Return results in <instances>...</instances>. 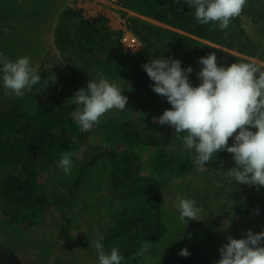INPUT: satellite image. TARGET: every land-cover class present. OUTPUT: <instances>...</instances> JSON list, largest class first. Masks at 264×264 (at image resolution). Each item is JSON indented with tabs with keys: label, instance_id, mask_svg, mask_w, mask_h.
I'll use <instances>...</instances> for the list:
<instances>
[{
	"label": "trees",
	"instance_id": "obj_1",
	"mask_svg": "<svg viewBox=\"0 0 264 264\" xmlns=\"http://www.w3.org/2000/svg\"><path fill=\"white\" fill-rule=\"evenodd\" d=\"M115 1L121 8L139 13L172 30L143 23L128 16L125 10H118V14L114 15L108 8L100 6L96 15L86 17L83 7L72 9L71 14L75 16L65 18L64 26L68 32V47L77 62L72 67L77 80L87 79L89 73H97L102 68L108 69L113 78L126 79L143 92L166 101L152 91L153 82L142 69V65L149 61L148 52L124 49L127 34L123 25L147 47H158L164 55L171 50L194 62L214 52L218 64L228 66L245 61L225 51L238 49L241 40L226 29L199 24L194 17V9L183 0ZM244 8L248 15H264V0H247ZM240 22L238 16L231 20L230 25L239 26ZM0 35H3L2 31ZM190 77L197 80L194 73ZM50 80L46 89L40 85L33 89L40 86L39 89L49 95ZM34 93L26 92L23 97L7 94L10 104H0V200L10 220L36 224L39 222L37 216L46 209L68 204L76 196L90 198L101 194L103 179L94 181L97 177L93 179V172L88 169L91 166L97 168L98 160L102 159L108 161L106 165L110 168V181L104 188L110 199L102 208L104 212L98 223L107 217L111 219V230L115 232L119 249L128 264H216L219 257L215 253L213 237L215 222L205 227L194 223L204 230L214 250L215 256L210 257L191 251L187 229L171 224V230H168L163 221L161 189L167 186L168 176H184L196 167L182 139L153 154L151 170L146 175L137 149L142 145H152L154 141L151 135H144L147 128L142 129L133 119L127 118L115 128L120 141L112 149L94 155L90 162L81 165L75 176L63 177L60 169L62 181L59 187L51 180L53 167L58 166L62 153L72 152L74 157L77 151L88 146L93 130H79L70 115L76 105L44 106L35 101ZM231 142L230 138L229 144ZM58 189L67 192L68 197L59 193ZM252 189L245 203L252 210H257V217H263L264 187L259 189L254 186ZM117 202L121 207L116 206ZM180 235L183 238L175 243ZM162 239L161 245L146 253L147 259L142 257L141 261L138 260L136 253L142 242H161ZM104 246L106 250L112 248L107 239ZM183 248L188 249L189 256L179 255Z\"/></svg>",
	"mask_w": 264,
	"mask_h": 264
},
{
	"label": "rangeland",
	"instance_id": "obj_2",
	"mask_svg": "<svg viewBox=\"0 0 264 264\" xmlns=\"http://www.w3.org/2000/svg\"><path fill=\"white\" fill-rule=\"evenodd\" d=\"M100 6L108 8L114 15L118 10H125L128 16L137 18L143 23L170 28L139 13L121 8L115 0H0V31L3 34L0 35V50L12 60L28 56L42 76L51 74L56 77L54 82L50 80L49 95H45V92L39 89L40 86L31 91L35 92V101L44 106L56 108L62 103L76 105L69 99L78 89L86 87L90 77L95 78L99 73L117 82L125 91L123 94L128 97L127 108L123 111L113 109L107 112L93 127L90 144L77 151L73 157L74 166L71 175L75 176L81 165L90 162L94 155L110 150L119 143L120 137L115 133V128L127 118L133 119L138 127L147 128L144 135L146 137L151 135L154 141L152 145H142L137 149L144 173L148 175L153 154L178 143L174 128L168 125L160 126L154 122L155 118L171 106L161 97L143 92L141 88L131 85L126 79L113 78L109 75L108 69L102 70V68L97 73H89L87 79L81 80L75 79L72 70L77 62L68 47L65 18L75 16L71 14V10L81 7L84 8L83 14L86 17L94 16ZM245 10L246 8H243L239 15L240 25L231 24L226 29L228 33L241 40L242 44L236 50L225 51L245 61L264 63V15H248ZM30 17L31 20H28ZM118 18L120 19L119 15ZM121 22L124 23L122 19ZM124 29L127 34L124 40L125 50L133 51L140 47L136 51H147L149 59L162 55L158 47H147L123 25ZM164 56L181 60L182 67L192 66L195 75L200 70L201 66L197 63L199 58L189 62L183 54H175L171 50H168L167 55ZM190 79L194 86L199 83L198 79L191 77ZM6 95L7 90L2 87L0 80V104L8 106L10 102ZM189 153L191 156L190 150ZM107 162L99 159L97 168L91 166L88 169L93 172V179L97 177L94 181L103 179L101 194L90 198L76 196L68 204L46 209L37 216L36 220L39 222L36 224L10 220L0 200V247L9 250L11 260L16 259L22 264H97L96 252L90 245V241L96 237L97 230L105 234L110 247L119 248L115 232L111 230L113 227L111 219L107 217L98 223L104 212L102 208L110 199L104 189L110 181L108 177L110 168L106 165ZM108 165L112 166V164ZM234 166L232 154L220 151L214 161L206 162V168L196 166L187 175L168 176L167 186L161 189L164 223L168 230H171V224L187 229L190 235L188 246L195 253L215 256L204 230L194 223L205 227L215 222L213 237L215 253L219 259V248L227 243L228 235L239 239L248 230L253 233L264 231V216L257 217V210H252L251 206L245 203L248 193L254 186L237 185L234 180H229L224 175L223 170ZM64 176L68 175L64 174ZM51 178L53 183L60 185L62 177L57 165L53 167ZM57 191L68 197L67 192L61 189ZM178 196L192 198L198 202L203 210L197 217L200 221H189L186 225V221L179 219L175 207ZM116 206H120V202H117ZM151 243L149 251L161 245L163 239L161 242ZM141 259L142 257L138 256V260ZM124 264H128L126 259Z\"/></svg>",
	"mask_w": 264,
	"mask_h": 264
},
{
	"label": "clouds",
	"instance_id": "obj_3",
	"mask_svg": "<svg viewBox=\"0 0 264 264\" xmlns=\"http://www.w3.org/2000/svg\"><path fill=\"white\" fill-rule=\"evenodd\" d=\"M183 3L194 9L199 24L225 30L241 14L247 0H183ZM197 63L201 67L195 86L190 79L194 69L182 67L179 59L162 54L142 65L153 82L152 91L166 98L171 106L154 122L174 128L175 139H182L197 167L206 168V162L214 161L218 152L226 151L232 154L235 163L223 170L229 180L237 185L264 187V63L240 61L225 66L218 64L214 52L200 57ZM49 79L54 82L56 77L50 74L44 78L28 56L12 60L0 50V80L8 95L23 96L36 85L46 89ZM124 92L103 73L90 77L86 87L78 89L69 99L77 105L70 115L79 130L89 132L107 112L125 110L128 97ZM73 166V153H62L58 167L63 173L71 175ZM175 207L186 225L189 221H200L197 217L203 210L195 199L178 196ZM182 238L180 235L175 243ZM226 239L227 243L219 248L220 259L216 264H264V231L248 230L239 239L231 235ZM105 240V234L97 230L95 239L90 241L97 264H124L120 249L114 246L106 250ZM150 244L142 242L136 255L147 259ZM179 255L187 257L190 252L183 248Z\"/></svg>",
	"mask_w": 264,
	"mask_h": 264
},
{
	"label": "flooded vegetation",
	"instance_id": "obj_4",
	"mask_svg": "<svg viewBox=\"0 0 264 264\" xmlns=\"http://www.w3.org/2000/svg\"><path fill=\"white\" fill-rule=\"evenodd\" d=\"M7 248L0 247V264H22L16 259H10V253Z\"/></svg>",
	"mask_w": 264,
	"mask_h": 264
}]
</instances>
